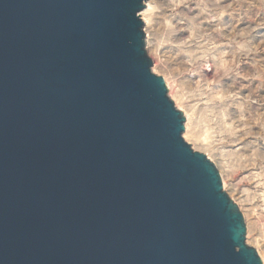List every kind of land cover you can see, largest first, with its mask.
I'll list each match as a JSON object with an SVG mask.
<instances>
[{"label":"water","instance_id":"95a60500","mask_svg":"<svg viewBox=\"0 0 264 264\" xmlns=\"http://www.w3.org/2000/svg\"><path fill=\"white\" fill-rule=\"evenodd\" d=\"M147 0H0V264H263L152 71Z\"/></svg>","mask_w":264,"mask_h":264},{"label":"rangeland","instance_id":"374dc122","mask_svg":"<svg viewBox=\"0 0 264 264\" xmlns=\"http://www.w3.org/2000/svg\"><path fill=\"white\" fill-rule=\"evenodd\" d=\"M152 6L143 19L152 71L186 117L184 139L219 169L264 264V0Z\"/></svg>","mask_w":264,"mask_h":264},{"label":"bare ground","instance_id":"6f19581e","mask_svg":"<svg viewBox=\"0 0 264 264\" xmlns=\"http://www.w3.org/2000/svg\"><path fill=\"white\" fill-rule=\"evenodd\" d=\"M153 9L152 6V0L146 1L145 8H143L140 12L142 19H144L146 22L148 21V15L150 14L151 10ZM145 24V22H144ZM147 42V41H146ZM168 82V81H167ZM190 121V118H188ZM188 128H189V123H188ZM192 131V130H191Z\"/></svg>","mask_w":264,"mask_h":264}]
</instances>
